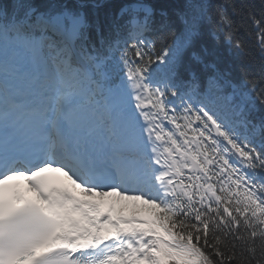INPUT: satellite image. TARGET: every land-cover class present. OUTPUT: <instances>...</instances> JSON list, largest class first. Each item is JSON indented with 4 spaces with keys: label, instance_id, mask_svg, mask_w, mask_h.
Returning a JSON list of instances; mask_svg holds the SVG:
<instances>
[{
    "label": "snow or ice",
    "instance_id": "1",
    "mask_svg": "<svg viewBox=\"0 0 264 264\" xmlns=\"http://www.w3.org/2000/svg\"><path fill=\"white\" fill-rule=\"evenodd\" d=\"M0 264H264V0H0Z\"/></svg>",
    "mask_w": 264,
    "mask_h": 264
},
{
    "label": "trees",
    "instance_id": "2",
    "mask_svg": "<svg viewBox=\"0 0 264 264\" xmlns=\"http://www.w3.org/2000/svg\"><path fill=\"white\" fill-rule=\"evenodd\" d=\"M256 68H258V63H257V65H256ZM256 68H253L252 70H253V71H255V70H256Z\"/></svg>",
    "mask_w": 264,
    "mask_h": 264
}]
</instances>
